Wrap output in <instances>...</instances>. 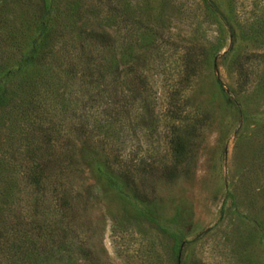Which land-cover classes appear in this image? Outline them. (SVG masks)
<instances>
[{
  "label": "rangeland",
  "instance_id": "obj_1",
  "mask_svg": "<svg viewBox=\"0 0 264 264\" xmlns=\"http://www.w3.org/2000/svg\"><path fill=\"white\" fill-rule=\"evenodd\" d=\"M9 1L2 52L38 15L36 1ZM102 1L112 10L103 4L89 27L113 35L118 107L105 147L132 165L135 194L89 188L85 152L66 183L86 254L60 264H264V0H215L229 23L201 0ZM128 48L140 56L129 61L145 76L147 111L127 91ZM20 137L0 110V180L20 176L5 165Z\"/></svg>",
  "mask_w": 264,
  "mask_h": 264
},
{
  "label": "trees",
  "instance_id": "obj_2",
  "mask_svg": "<svg viewBox=\"0 0 264 264\" xmlns=\"http://www.w3.org/2000/svg\"><path fill=\"white\" fill-rule=\"evenodd\" d=\"M12 1H36L38 15L15 34L12 51L0 49V110L21 135L5 165L22 172L0 180V264H60L64 255L68 262L86 254L77 244L66 183L85 152L95 181L89 188L100 184L124 198L127 191L135 194L132 165L116 155L109 158L105 147L113 141L118 115L113 35L89 27L97 9L112 6L101 0ZM201 1L213 17L229 23L215 0ZM8 4L0 0V19ZM6 41L0 32V44ZM123 56L125 74L135 81L127 91L147 111L145 76L129 61L140 56L130 48ZM126 109L128 101L121 106ZM142 216L155 222L148 209Z\"/></svg>",
  "mask_w": 264,
  "mask_h": 264
}]
</instances>
